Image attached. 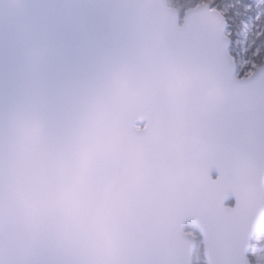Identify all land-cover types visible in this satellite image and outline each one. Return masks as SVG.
I'll use <instances>...</instances> for the list:
<instances>
[{
    "label": "water",
    "instance_id": "obj_1",
    "mask_svg": "<svg viewBox=\"0 0 264 264\" xmlns=\"http://www.w3.org/2000/svg\"><path fill=\"white\" fill-rule=\"evenodd\" d=\"M126 2L0 0V92L25 98L0 139V264H192L188 223L207 264H252L264 184L220 179L222 146L189 112L159 119L146 50L105 59Z\"/></svg>",
    "mask_w": 264,
    "mask_h": 264
},
{
    "label": "snow or ice",
    "instance_id": "obj_2",
    "mask_svg": "<svg viewBox=\"0 0 264 264\" xmlns=\"http://www.w3.org/2000/svg\"><path fill=\"white\" fill-rule=\"evenodd\" d=\"M123 8L120 23L101 25L105 59L146 50L159 119L189 112L222 146L220 179L239 188L250 170L264 184V0H127ZM141 12L152 22L142 34L128 31L124 21ZM24 103L15 89L0 92V139Z\"/></svg>",
    "mask_w": 264,
    "mask_h": 264
},
{
    "label": "rangeland",
    "instance_id": "obj_3",
    "mask_svg": "<svg viewBox=\"0 0 264 264\" xmlns=\"http://www.w3.org/2000/svg\"><path fill=\"white\" fill-rule=\"evenodd\" d=\"M185 230L197 238V248L193 255L192 264H207L204 256H202L204 253L203 247L202 250H197L202 246V239L196 227L188 223ZM249 257L252 260V264H264V229L253 239Z\"/></svg>",
    "mask_w": 264,
    "mask_h": 264
},
{
    "label": "bare ground",
    "instance_id": "obj_4",
    "mask_svg": "<svg viewBox=\"0 0 264 264\" xmlns=\"http://www.w3.org/2000/svg\"><path fill=\"white\" fill-rule=\"evenodd\" d=\"M231 205H233V203H231ZM254 239V238H253ZM253 239H252V242H251V247H252V243H253ZM197 240V239H196ZM250 252V251H249ZM248 257H249V253H248ZM249 259H250V261H251V263H252V260H251V258L249 257Z\"/></svg>",
    "mask_w": 264,
    "mask_h": 264
},
{
    "label": "trees",
    "instance_id": "obj_5",
    "mask_svg": "<svg viewBox=\"0 0 264 264\" xmlns=\"http://www.w3.org/2000/svg\"><path fill=\"white\" fill-rule=\"evenodd\" d=\"M198 251H200V250H202V246H200V248L199 249H197ZM203 256V255H202Z\"/></svg>",
    "mask_w": 264,
    "mask_h": 264
}]
</instances>
